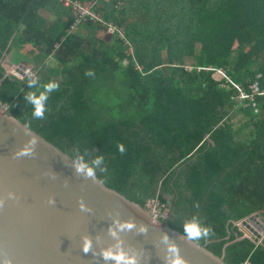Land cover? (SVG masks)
<instances>
[{
	"label": "trees",
	"instance_id": "16d2710c",
	"mask_svg": "<svg viewBox=\"0 0 264 264\" xmlns=\"http://www.w3.org/2000/svg\"><path fill=\"white\" fill-rule=\"evenodd\" d=\"M99 5L129 45L98 37L92 22L79 25L85 34L70 33L75 20L59 0H0V104L106 187L141 206L169 200L171 228L186 234L193 219L210 228L195 241L226 264H264V238L255 243L236 224L255 212L264 217V97L241 101L231 84L249 94L253 84L264 89V0ZM26 45L35 78L7 73L2 63ZM208 67L224 68L231 82L215 80ZM89 68L93 76H85ZM50 81L59 90L36 118L26 95L39 96Z\"/></svg>",
	"mask_w": 264,
	"mask_h": 264
},
{
	"label": "water",
	"instance_id": "95a60500",
	"mask_svg": "<svg viewBox=\"0 0 264 264\" xmlns=\"http://www.w3.org/2000/svg\"><path fill=\"white\" fill-rule=\"evenodd\" d=\"M79 164L0 104V264H118L108 252L124 254L120 264H226ZM258 218L241 220L255 243L262 237L250 223Z\"/></svg>",
	"mask_w": 264,
	"mask_h": 264
},
{
	"label": "built area",
	"instance_id": "2783aa9c",
	"mask_svg": "<svg viewBox=\"0 0 264 264\" xmlns=\"http://www.w3.org/2000/svg\"><path fill=\"white\" fill-rule=\"evenodd\" d=\"M63 5L69 9L73 15V18L75 20L73 26L71 27L70 33H74L77 31L79 25H83L86 22H92L95 23L97 26L101 27L102 31L105 32L106 35L112 36L116 35L117 38L119 39H124V34L122 30L118 27H116L113 23L105 21L99 13H97L95 10L97 7H99V0H90L86 2H81L79 0H62ZM125 43L129 45V42L125 40ZM132 51V48L130 52ZM138 69H140V66H136ZM187 68L192 69V66L188 65ZM211 67H208V69ZM200 67H197V70H200ZM213 69V74L212 77L215 80H222L224 79L227 82H231L229 77L226 74V71L222 67H216V68H211ZM25 70L28 72L27 75L36 77V69L30 68V67H25ZM14 73V72H13ZM16 74V73H14ZM18 75V74H16ZM217 76L218 78H215L214 76ZM19 77V76H18ZM234 88L238 89L239 91V100H250L254 101L255 97H264V89H260L258 84H253L250 89L251 93H246L239 85L233 84L231 82ZM147 209H149V212H152V216L155 217V220H167L170 214L171 206H170V201H161L158 196H155L153 198H150L149 201H147L146 206ZM260 219V218H258ZM242 221L236 222V224L241 223ZM259 226V225H258ZM256 230L261 234V239L259 243L263 240L264 238V233H261V230L255 226ZM248 232L251 234L253 233L249 228L247 229ZM244 236L249 237L250 235L244 233Z\"/></svg>",
	"mask_w": 264,
	"mask_h": 264
},
{
	"label": "clouds",
	"instance_id": "9594fccd",
	"mask_svg": "<svg viewBox=\"0 0 264 264\" xmlns=\"http://www.w3.org/2000/svg\"><path fill=\"white\" fill-rule=\"evenodd\" d=\"M84 74L85 76H93L95 73L93 69L89 68L85 70ZM33 83H35V81H31V80L29 81L30 86ZM59 87L60 86L58 82L50 81L43 85L44 91L41 92L39 96H37L34 92H29L26 95V100L29 103H31L34 107V112H33L34 117L40 118V119L44 118V113L46 111L45 102L48 99V93H51L53 91H58ZM32 143L34 144L35 140H33ZM116 147L121 154L125 153L126 149H125L124 144L117 143ZM22 154H28V150H25V152ZM101 161H102V157L97 158V160H95L94 163L98 165L99 163H101ZM77 170L79 172H84L86 170L88 176L95 175L94 169L90 168L87 164H84V163H80L77 167ZM127 227L131 228L132 225H128ZM184 229H185L188 239L193 240V241L200 239L202 236H207L208 233L211 231L210 228L202 227L201 224L195 219H193L190 222H186L184 225ZM90 247H91V241L86 239L85 244H84V251L85 252L89 251ZM105 258L115 259L118 262V264H120V262L122 261H125L126 259L124 254L114 256L111 252L105 253ZM128 264H134V261H129ZM173 264H182V261L180 259H177L176 261L173 262Z\"/></svg>",
	"mask_w": 264,
	"mask_h": 264
},
{
	"label": "rangeland",
	"instance_id": "374dc122",
	"mask_svg": "<svg viewBox=\"0 0 264 264\" xmlns=\"http://www.w3.org/2000/svg\"><path fill=\"white\" fill-rule=\"evenodd\" d=\"M99 1H103V2H108L109 0H99ZM126 3L125 2H121V1H119L118 2V5H117V7L118 8H121L122 6H124ZM100 7H102V5H100ZM136 8H137V6L135 5L134 6V10L135 11H137L136 10ZM42 15H44L43 17H48L49 16V14H47V13H41ZM135 16V15H134ZM138 16H139V13H138ZM165 18H170V16L168 15V16H164ZM146 19V18H145ZM133 20H135V17H129L128 19H127V22H126V24L127 23H130L131 21H133ZM77 32H79V33H81V34H85L86 32L84 31V30H81V29H78L77 30ZM97 36L98 37H100V38H102V39H104L105 41H107V40H109L111 37L109 36V35H106L105 34V32L104 31H99L98 33H97ZM29 49V47L28 46H26L25 48H24V53H26L27 52V50ZM199 49H200V44L199 43H197L196 44V50H197V52L199 51ZM233 49H234V51H237V44H234V46H233ZM234 54H236V52H234ZM20 55V54H19ZM17 54H15L14 52H12V53H10L9 55H7L6 57H4V59L2 60V63H3V65H4V67L6 68V70H7V73H13L15 70H16V68L17 67H20L21 68V65L20 64H24V65H26V67H30V68H32L31 66H32V62H30V61H28L27 60V58H24V59H20V56H17ZM23 56H25V55H23ZM193 62H195V59L192 57V56H188L186 59H185V63L187 64V65H191ZM22 73H20L19 71H17V73H18V76L19 77H23L24 75H27V71L25 70V68H22ZM215 78H218L216 75L214 76ZM238 118H240V116L238 117ZM167 197H169V196H167ZM254 228H256L255 227V224H258V225H262L263 227H264V222L262 221V219L260 218V219H257V221H255V223L253 224V223H250ZM238 226H239V228L240 229H246V227L244 226V224L241 222V223H238L237 224ZM247 230V229H246Z\"/></svg>",
	"mask_w": 264,
	"mask_h": 264
},
{
	"label": "crops",
	"instance_id": "0c3cea01",
	"mask_svg": "<svg viewBox=\"0 0 264 264\" xmlns=\"http://www.w3.org/2000/svg\"><path fill=\"white\" fill-rule=\"evenodd\" d=\"M60 2H62V0H59ZM47 13V14H49L48 12H46L45 10H40L39 11V14L41 15V17H43L44 15H42L41 13ZM49 17V16H48ZM48 17H43L44 19H47ZM111 37V36H110ZM26 46H28L29 47V49L27 50V51H30L32 48H31V46H29V45H26ZM26 46H24V48L26 47ZM24 48L21 50V52H19L18 54H17V56H20V59H24L23 58V55L25 54L23 51H24ZM16 54V53H15ZM20 54V55H19ZM16 56V57H17ZM32 67V66H31Z\"/></svg>",
	"mask_w": 264,
	"mask_h": 264
}]
</instances>
